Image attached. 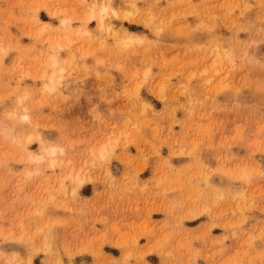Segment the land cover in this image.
Listing matches in <instances>:
<instances>
[{"label": "rangeland", "instance_id": "rangeland-1", "mask_svg": "<svg viewBox=\"0 0 264 264\" xmlns=\"http://www.w3.org/2000/svg\"><path fill=\"white\" fill-rule=\"evenodd\" d=\"M0 264H264V0H0Z\"/></svg>", "mask_w": 264, "mask_h": 264}, {"label": "bare ground", "instance_id": "bare-ground-1", "mask_svg": "<svg viewBox=\"0 0 264 264\" xmlns=\"http://www.w3.org/2000/svg\"><path fill=\"white\" fill-rule=\"evenodd\" d=\"M107 10H111L112 11V13L113 14H115V11L114 10H112V9H110V7H106V6H103L102 7V12H106ZM103 17V16H102ZM102 17H101V19H102ZM54 64V63H53ZM55 153V150L54 149H52V150H49V154H54ZM220 179V178H219ZM220 181H221V179H220Z\"/></svg>", "mask_w": 264, "mask_h": 264}]
</instances>
